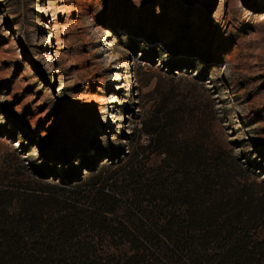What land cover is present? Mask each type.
Instances as JSON below:
<instances>
[{"label": "rangeland", "instance_id": "374dc122", "mask_svg": "<svg viewBox=\"0 0 264 264\" xmlns=\"http://www.w3.org/2000/svg\"><path fill=\"white\" fill-rule=\"evenodd\" d=\"M158 121L172 151L222 173L219 194L188 201L227 202L214 212L241 216L264 247V0H0V227L15 242L51 229L96 249L65 264H136L133 231L191 264L151 232L153 206L125 194L124 171L171 170L137 149Z\"/></svg>", "mask_w": 264, "mask_h": 264}, {"label": "trees", "instance_id": "16d2710c", "mask_svg": "<svg viewBox=\"0 0 264 264\" xmlns=\"http://www.w3.org/2000/svg\"><path fill=\"white\" fill-rule=\"evenodd\" d=\"M152 118L154 124L160 119L158 115H152ZM167 128L166 122L159 121L149 128L144 126L147 143L139 145L137 149L146 152L147 155H162V161H167L171 170H166L167 167L161 164L146 173L135 169L123 172V176L132 182L127 185L125 194L137 207L144 204L152 205L158 216L150 227L151 232L156 238L160 236L168 241L173 256L187 255L192 259L191 264H251L252 256L249 255L251 252L247 251L251 244V248L260 253L257 261L264 264L263 239L250 233L242 231L239 233L235 228L242 217L233 215L223 218L219 216L220 213L214 212L216 209L222 212L221 207L227 205V202L222 205L216 204L212 208L204 207L203 210L191 200L188 201L191 196H197L205 203L214 193L219 194L216 187L218 185L213 182L212 175L219 177L222 173L216 172L219 175H214L212 165L208 161L206 165L193 161L185 152L172 151V146L167 140L172 135H166ZM191 209L196 211L191 214ZM194 215H198V218L195 219ZM199 220L200 225L205 227V232L195 231L194 223ZM52 231L47 229L39 240L23 243L19 240L15 242L10 233L0 227V264H48L51 259L56 260L58 264H65L69 255L74 256V259L87 260L89 256L96 254L94 245L78 240H70L68 243L60 241L58 234H52ZM127 234L128 250L132 252L127 262L168 264L161 256L156 255V248L151 243L153 240L146 236L144 238L148 240L138 237L132 239L131 236H135L133 231H128ZM209 239L218 244L225 242L223 248H227L232 242L234 244L227 248L228 253L216 255L209 250Z\"/></svg>", "mask_w": 264, "mask_h": 264}]
</instances>
